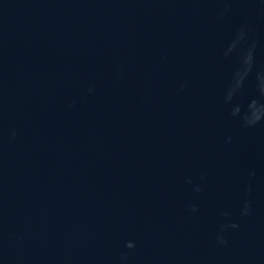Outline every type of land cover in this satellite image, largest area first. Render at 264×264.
<instances>
[{"label": "water", "instance_id": "1", "mask_svg": "<svg viewBox=\"0 0 264 264\" xmlns=\"http://www.w3.org/2000/svg\"><path fill=\"white\" fill-rule=\"evenodd\" d=\"M0 264H264V0H0Z\"/></svg>", "mask_w": 264, "mask_h": 264}]
</instances>
